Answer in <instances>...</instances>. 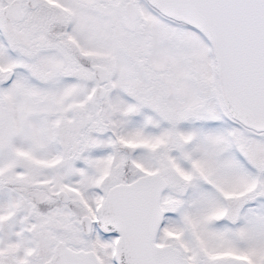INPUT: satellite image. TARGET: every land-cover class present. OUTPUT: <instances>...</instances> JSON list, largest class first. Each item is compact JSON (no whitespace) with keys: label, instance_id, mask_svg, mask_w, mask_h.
Returning <instances> with one entry per match:
<instances>
[{"label":"snow or ice","instance_id":"1","mask_svg":"<svg viewBox=\"0 0 264 264\" xmlns=\"http://www.w3.org/2000/svg\"><path fill=\"white\" fill-rule=\"evenodd\" d=\"M0 264H264V0H0Z\"/></svg>","mask_w":264,"mask_h":264}]
</instances>
